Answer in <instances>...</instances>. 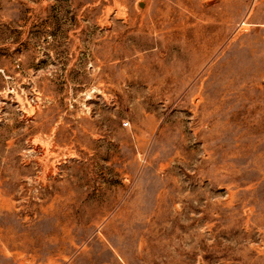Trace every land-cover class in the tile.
<instances>
[{
    "label": "rangeland",
    "instance_id": "obj_1",
    "mask_svg": "<svg viewBox=\"0 0 264 264\" xmlns=\"http://www.w3.org/2000/svg\"><path fill=\"white\" fill-rule=\"evenodd\" d=\"M0 264H264V0H0Z\"/></svg>",
    "mask_w": 264,
    "mask_h": 264
}]
</instances>
